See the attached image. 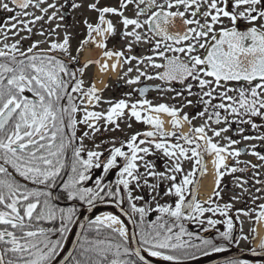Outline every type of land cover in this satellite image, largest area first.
<instances>
[{"label":"snow or ice","instance_id":"6c2138e0","mask_svg":"<svg viewBox=\"0 0 264 264\" xmlns=\"http://www.w3.org/2000/svg\"><path fill=\"white\" fill-rule=\"evenodd\" d=\"M63 7H58L55 0H0V10L13 13L0 22V264H56L70 225L78 222L77 202L89 213L97 204L111 203L128 217L134 230L130 234L120 216L112 213L94 219L85 216L87 223L80 224L74 251L60 264H151L148 258H156L161 264H186L197 253L225 251L223 244L189 231L186 223L206 224L205 232L224 224L225 230L218 235L227 244L254 239L255 225L264 223V203L257 205L258 210H236L237 220L243 216L253 224L251 236L234 237L231 211L233 202L243 200L245 195L253 203L261 199L254 193L264 188L257 187L252 193L250 187L253 181L264 185L259 178L264 154L252 145L250 154L261 163L228 166L226 157L241 155L232 147L239 141L223 136L227 143L221 145L214 138L237 124V134L243 140L264 141V133L244 135L243 127L257 130L262 126L256 118L264 121V0H117L115 5L102 4L101 0H72V9L96 14L92 20H84L87 36L80 41L73 61L79 59L86 45L100 47L105 59L100 65L102 71L108 69L107 61L115 58L113 71L127 66L124 76L137 73L126 81L128 85L139 83L142 77L159 80L161 85L155 90L173 93L172 100L180 98L179 106L153 105L143 98L149 91L147 86L133 89L142 99L131 103L124 99L103 101L94 86L85 90L83 80L55 55L57 51L70 55L71 34L65 32L61 39L52 40L60 24L47 30L41 24L40 31L34 32L37 22H52L58 14L63 20ZM129 9L131 17L125 15ZM240 22H245L246 30H238ZM33 34L44 39L24 48L23 41ZM117 36L126 43L119 51L109 50L108 39ZM141 44L148 45L146 54L126 55ZM91 63L100 62L89 61L77 71L82 74ZM127 95L131 98L132 93ZM193 96L195 101L189 99ZM77 99L80 104L75 103ZM102 103L109 104L105 111L90 110ZM187 106H203V110L190 118L183 112ZM78 112H83L80 119L76 118ZM159 114L171 118L173 131H164ZM125 117L152 130L135 132L126 140L96 142L98 134L102 137L110 131L122 132ZM204 117V122L190 127L188 133L175 131L183 123L192 125L193 120ZM213 124L227 126L211 127ZM77 125L86 129L79 137ZM126 127L131 129L132 123ZM85 140H91L94 148H87ZM104 144L112 147L102 150ZM156 152L167 158L164 171L156 170L155 163L146 159ZM206 154L214 156L215 188L201 203L195 194L196 174H204ZM186 161L191 164L187 173ZM118 164L116 180L105 184V176ZM94 169H102L104 175L95 179L94 186H86ZM250 169L255 170L251 178L235 176ZM226 174L233 175L234 188L240 191L234 190L230 201L220 204L217 200L223 199L220 186ZM162 182H167L163 193ZM144 189L155 202L154 208L143 196L134 195V191ZM164 197H175L174 203H160ZM61 200L73 206L61 207ZM125 203L127 208L123 207ZM153 212L155 219L149 220ZM217 215L224 219L213 218ZM242 225L240 221L241 232ZM257 247L264 252V237ZM260 252L252 250L253 255ZM228 264L246 262L230 260Z\"/></svg>","mask_w":264,"mask_h":264},{"label":"flooded vegetation","instance_id":"af4514ba","mask_svg":"<svg viewBox=\"0 0 264 264\" xmlns=\"http://www.w3.org/2000/svg\"><path fill=\"white\" fill-rule=\"evenodd\" d=\"M49 3L53 2V0H48ZM72 0H55V3L57 4L58 7H60L61 5H63L64 7L61 8L60 12L64 15V19L61 20L60 19V14L57 15V19L58 21L61 22V33L64 35L65 32L67 33H70L71 34V47H70V55L68 54H64V53H60L59 51H57L55 54L58 58H61L64 60V62L67 64V67L69 68L70 71L72 72H76V76H77V79H80V80H83V87L85 90H87L89 87L91 86H94V81H93V76H94V72H92V74L86 79V74H87V70H89L91 67H93L96 63H91L89 64L88 67L84 68L83 69V73L81 74L79 71H77L78 69H80L83 65H85L87 62L89 61H96V59H88L86 61H83V53H84V50L85 48L88 46L86 45L83 50L79 53V59L77 61H73L72 60V56H76L77 55V48H78V45L80 43L81 40L85 39L86 36H87V30H86V27L84 25V20L85 19H89V20H92L94 17H95V13L94 12H90V11H87L86 9H72L70 7V4H71ZM77 2H81V0H77ZM83 2L87 3V2H90V0H83ZM102 4H110V5H115L117 3V0H101ZM30 11H33V12H37V10L35 9H30ZM78 13L77 14V18L76 20H73V14ZM3 12L0 11V18H2V20H0V22H3L7 17L13 15V13H9L7 12L6 16L4 17V14H2ZM9 14V15H8ZM125 15L127 16H132L133 13L131 12V10H127L125 12ZM113 22L115 23V18H113ZM75 23V25H73ZM225 23L227 24L228 22L225 21ZM41 24H43V27L45 30L49 29L48 27V23H44L43 21L41 22H37L33 27L34 28H38V31H40L41 29ZM240 27H243V28H246V25H245V22H240L238 24V28ZM69 29H72V30H69ZM118 29H119V26H118ZM22 34V33H21ZM28 35V33H26ZM35 35V34H33ZM31 35V36H33ZM37 36V35H36ZM54 36H57V35H54ZM108 41H114V42H117V41H122L119 39V37H111L108 39ZM108 48V47H107ZM145 48H148V45H144L142 44V46H137L135 48V52L136 54L138 53V51L141 49H145ZM109 50H112V49H115L117 51L121 50V48H114V47H110L108 48ZM101 50V53L100 55H103V52H104V49H100ZM147 52V49L145 51V54ZM126 55H131V54H126ZM142 56V55H140ZM127 67V66H126ZM121 68H119V71L118 73L120 72ZM151 72H155V71H159V70H155V69H152L150 70ZM108 80H112V83L109 87V90H103L102 92H98L101 97H102V100L103 101H112V102H117L119 101L120 99H124L126 100L127 102L131 103V102H134L138 99H142V97H140L139 95V92H133V89H139V88H143V87H148L149 88V91L147 93H145V97L143 98H146L148 100H152V104L153 105H156V104H159V103H162L160 102L161 99L159 98H164L162 97L161 95H166L168 97L169 93H164V92H159V91H156L155 90V86L156 85H161V81L159 80H147V79H144L143 77L141 78V81L137 84H134V85H128L126 83V81H122L120 78L117 79V76L115 78H109ZM107 80V81H108ZM164 87H167L168 85H163ZM175 87L179 88L180 86L178 84L174 85ZM95 87V86H94ZM193 91H198V89H193ZM112 93V94H111ZM128 93H132V96L131 98L127 95ZM171 94V100H172V96H173V93H170ZM110 95V96H109ZM117 95V96H116ZM156 96V97H154ZM177 99H180V98H177ZM189 99H192L193 101H195V96L193 97H189ZM64 103H67V101H64ZM76 104H80V100L77 99L75 101ZM104 104L105 106H108L109 107V104L108 103H102ZM100 104V105H102ZM172 104H176L179 106V103L177 104L176 103V100H172ZM191 107V106H190ZM198 108H193L188 112L189 114V117L191 118L192 116H195V114L198 111ZM90 110H95V111H100V110H96V109H91ZM223 114V113H222ZM153 115V113H152ZM83 116V112H78L76 114V118L77 119H80L81 117ZM207 117H204V118H197L195 120L192 121V125H189L186 123L187 125V132H189L190 130V127L192 126H200L199 124H197V122L199 120H205ZM232 117H229V120H231ZM133 119L131 121H128V118L125 117V120L124 122L121 123V128H123V131H110V132H107L105 133L102 137L98 134L97 137H96V142L99 143L101 141V139L103 140H111L112 138H116L117 141H120V140H126L130 135H132V130L134 129L135 125L133 124ZM128 122H131L132 123V128L129 129L127 128L126 130V124ZM204 122V121H203ZM258 125H261L262 127H260L259 129L257 130H252L251 127L249 125H243V127H245L246 129V132L244 133V135H252V136H258V135H261L262 133H264V121H261L260 119L256 118V121H255ZM138 124V127L136 130H134V132H143L145 130H152L149 126L147 125H144L142 123H137ZM211 127H226L227 125H224V124H221V125H210ZM240 127V125H237V124H232L231 127H230V130L227 132V133H222V136L220 138H214V142H217L221 145H224L227 143V141L223 140V136H228V137H231L232 139H235V140H238L239 143L236 144V145H233L232 147L235 148V149H239L241 151V155L239 157H226L225 159V163L228 165V166H238V167H245V162H248V161H252V155L250 154L251 151H253L252 149V145H256V148H255V151H258L260 152L261 154H264V151L263 150H260L259 147L261 148H264V141H260V140H256V143L255 144H246L247 141L243 140L242 139V136L237 134L238 132V128ZM182 129H183V124L181 125V127L179 129H175V131H177L179 134H183L182 132ZM85 126L84 125H77V137H79L83 131H85ZM174 129L171 127V124H170V129L169 131H173ZM164 131H166L164 129ZM167 132V131H166ZM208 135H211L210 133H208ZM251 141V140H249ZM90 142V145L89 146H86L87 148H94V145L93 143L91 142V140H85V144L86 143H89ZM175 142V141H173ZM77 143H79V141H77ZM117 146H119V143H117ZM112 147L111 144H104L102 146V150H105L107 148H110ZM127 150V149H125ZM105 154L107 155V152H105ZM156 155H158V152L155 153ZM71 153L69 152L68 153V156L70 157ZM163 155L161 154V158L163 159H167L165 158L164 156L162 157ZM211 155H205L204 156V168L206 170V161L208 160V158L210 157ZM237 161H239V164H237ZM121 165L118 164L116 168L112 169L109 171V173L105 176V180H104V183L107 184V183H112L116 180L117 178V172L119 171V167ZM190 171H191V164H190ZM205 173V172H204ZM198 172L196 174V178L198 177ZM101 175H104L102 169H94L91 173V176H92V179L90 181H88L87 183L88 184H92L94 185V181L95 179L98 177V176H101ZM204 174L201 176L200 175V180L198 182V185H197V188H196V198L199 202L203 203L204 201H206L210 196H212V193L206 198V199H201L200 196H199V189H200V183L202 181V178H203ZM242 177H245V176H242ZM246 178H250V177H246ZM234 178H233V175H229V174H226L223 178H222V183H221V194H222V197L223 199L222 200H217L218 203L220 204H223V203H226V202H229L230 201V194H232V192L235 190L237 192V190L234 188V182H233ZM215 186V184H214ZM255 183L254 181L252 182L251 184V187H250V192L254 193V189H255ZM262 188V186H260ZM215 188V187H214ZM238 193V192H237ZM255 195L261 197V199H258L256 200L255 203H253V201L249 198L248 195H245L244 199L242 200V203L239 207H232V211L231 213H234L235 216H237V209H246V208H253V209H257V205H259L260 203H264V201H262L263 199V196L259 193H254ZM134 195H141L144 197L145 200H148L149 202L152 203L151 199H150V195L147 194V193H139V194H134ZM190 197V196H189ZM144 201H137V204H142ZM153 204V203H152ZM124 208H127V204L125 203L123 205ZM153 208L155 207V204L154 206H152ZM214 207V205H213ZM258 210V209H257ZM150 216H156V213H149ZM206 216H210L211 213H206L205 214ZM213 218H217V219H223L222 217H220L219 215L213 217ZM240 221H241V217H239V220L234 224V237H236V232H237V238H239L241 235H242V232L240 230ZM235 241V240H234ZM248 241V245H247V248L243 249L242 247L238 246L239 243H236L235 245V249L239 248V249H242V250H245V251H251L253 249L255 250H258L259 248L257 247L259 242L257 243V245L255 246L254 243L252 242L251 239L247 240ZM245 261V260H243ZM246 264H252V263H248L247 261H245ZM224 263H227V262H224ZM224 263H220V264H224Z\"/></svg>","mask_w":264,"mask_h":264},{"label":"rangeland","instance_id":"374dc122","mask_svg":"<svg viewBox=\"0 0 264 264\" xmlns=\"http://www.w3.org/2000/svg\"><path fill=\"white\" fill-rule=\"evenodd\" d=\"M0 11H2L3 13L2 14H4V17L7 15L6 13V11H3V10H0ZM50 12H51V10H50ZM35 14L36 15H41V13L40 12H35ZM77 14L78 13H76V14H73V20H76V18H77ZM9 15V14H8ZM0 20H2V18H0ZM55 24H56V22H52V23H50L49 24V28H53L54 26H55ZM73 25H75V23L73 24ZM61 29V28H60ZM69 30H72V29H69ZM38 31V28L36 27V28H34V32H37ZM22 34L21 35H27L25 32H21ZM62 36H63V34L62 33H60V34H58L57 36H52L51 37V39L52 40H59L60 38H62ZM9 37H10V39H9V43H11L12 42V37H11V33H9ZM18 38V37H17ZM44 38L43 37H40V36H36V35H33V36H31L30 37V39L29 40H25V41H23V47L24 48H27L29 45H30V43L32 42V41H35V40H43ZM126 43V41H117V42H114V41H107V47L108 48H110V47H114V48H121L122 49V47H123V45ZM43 45V44H42ZM41 45V46H42ZM137 46H142V44L141 45H137ZM137 46H135L134 47V50H133V52H131V53H127L126 52V54H131V55H136V56H140V55H144L145 54V51H146V49L147 48H145V49H143V50H139L138 51V53L136 54V52H135V48L137 47ZM44 47H47V45H45ZM135 62H133V64H134ZM95 66V65H94ZM94 66L93 67H91L89 70H87V74H86V79L92 74V72H94ZM152 70V69H151ZM123 71H126V66L124 67V69L122 70H120V72L117 74V79H121L122 81H126V80H128V79H130V78H132V77H134L137 73L135 72V71H133L132 73H130L128 76H124L123 75ZM111 83H112V80H108L107 81V83H106V85H105V87L102 89V90H100L99 92H102L103 90H109V87H110V85H111ZM98 93V92H97ZM112 94V93H111ZM110 96V95H109ZM117 96V95H116ZM162 97H164V98H159V99H161V101L160 102H162V103H167V104H172V100H171V94L169 93V95H168V97L166 96V95H161ZM154 97H156V96H154ZM152 101V100H151ZM176 103L178 104L179 103V99H177L176 100ZM174 105H176V104H174ZM176 106H178V105H176ZM108 108V106H105L104 104H102V105H98L97 107H95L94 109H96V110H100V111H105L106 109ZM192 109V107H190V106H187V107H184L183 108V112H185V113H188L190 110ZM201 110H203V106H200L199 108H198V111H201ZM203 121L204 120H199L198 122H197V124H199V125H201L202 123H203ZM133 124L135 125V127H134V129L131 131L132 132V134L133 133H135L134 132V130H136L137 129V127H138V124H137V122L134 120V118H133ZM186 124V123H185ZM126 130H127V127H126ZM128 131V130H127ZM210 134H211V132H209ZM256 143V140H251V141H247L246 142V144H248V145H250V144H255ZM86 146H89L90 145V142L89 143H86L85 144ZM259 149L260 150H263L264 151V148H261V147H259ZM161 154L162 153H160V152H158V155H156V154H154V155H151V156H148V157H146V159L147 160H149V161H152V162H154L155 163V165H156V170H158V171H164L165 170V164H166V161H167V159L165 160V159H163V158H161ZM163 157V156H162ZM252 161H253V163H261L255 156H252ZM144 169H143V167L141 168V171H143ZM190 171V163L189 162H185L184 163V172L185 173H187V172H189ZM253 171H255V170H249V171H247V172H245V173H240V172H237V173H235V176H245V177H252V174H253ZM259 172H260V179L261 180H264V168H261V169H259ZM181 177L180 176H178V180H177V182H179V179H180ZM150 182H152V183H154L155 181H151L150 180ZM166 185H167V182H162V184H161V193H163V191L165 190V188H166ZM260 186H262V188H264V185H258V184H255V188H257V187H260ZM215 187V186H214ZM214 189V188H213ZM237 190V192L239 193V189H236ZM139 193H147V194H149L148 193V190L147 189H144L143 191H141V190H136V191H134V194H139ZM259 194H261L262 196H263V199H262V201H264V191H262V192H260ZM230 196H232V194H230ZM150 199H151V196H150ZM174 200H175V197H171V198H168V197H164L163 199H161L160 200V203H165V202H167V203H174ZM152 201V200H151ZM152 206H154V204H155V202L154 201H152ZM241 203H242V200H240V201H234L233 202V206L234 207H239L240 205H241ZM249 208V207H248ZM247 209V208H246ZM241 221H243V225H242V228H243V232H242V235L243 234H248L249 236H251V233H250V228H252L253 227V224L252 223H250L249 221H248V218L247 217H243V216H241ZM257 225L258 224H256L255 225V227L257 228ZM263 225H264V223H263ZM252 240V242L254 243V241L256 240V234H255V238L254 239H251ZM260 241V239L258 240V242ZM257 242V243H258ZM247 245H248V241L247 240H240V242H239V245L238 246H240V247H242L243 249L245 248H247ZM222 253H225V252H222Z\"/></svg>","mask_w":264,"mask_h":264},{"label":"bare ground","instance_id":"6f19581e","mask_svg":"<svg viewBox=\"0 0 264 264\" xmlns=\"http://www.w3.org/2000/svg\"><path fill=\"white\" fill-rule=\"evenodd\" d=\"M97 43H99L98 38H97ZM100 53H101L100 47L89 44L84 50L83 59H82L83 61H86L88 59H97L100 62L99 64H95L94 66L93 81H94V86L97 91L102 90L105 87L107 80L109 78H115L119 71V67L115 71L111 69V64L114 62L115 58L109 59L107 61L109 65L108 69L102 71L100 65L105 63V59L103 56H100ZM153 115H156V114L153 113ZM159 119H161L164 122L163 127L168 132L170 129V119L171 118L167 117L164 114H159ZM182 132L183 134L187 132V125L185 123H183ZM213 159H214V156L211 155L206 161V170L202 178V181L200 183V189H199V196L201 199H206L212 193V190L214 188L215 174H214ZM106 212L120 216L113 207L106 206V207H99L96 210H94L90 216V219H94L95 216L102 215L103 213H106ZM120 218L124 222L127 228V224L125 220L121 216ZM73 231H74V226L71 228V231H69L65 239L64 247L63 249H61L60 251L61 254L60 256L57 257L56 263L63 257L64 253L68 249L71 239H72ZM263 234H264V225L263 223H259L256 228V240L254 241L255 246L257 245L258 240L261 239ZM220 256L221 255L218 253L210 254L202 258H199V259H196L190 262H186V264L206 263ZM148 259L152 263L161 264V262L157 261L156 258H148ZM244 260L247 262L253 263V264H264V256L263 257H245Z\"/></svg>","mask_w":264,"mask_h":264},{"label":"water","instance_id":"95a60500","mask_svg":"<svg viewBox=\"0 0 264 264\" xmlns=\"http://www.w3.org/2000/svg\"><path fill=\"white\" fill-rule=\"evenodd\" d=\"M238 30H246V28L240 27V28H238ZM199 180H200V174H198V177H197V185H198ZM106 206L113 207L118 212V214L125 220V222L128 226V231L131 234V232L134 230L133 225L128 222V217L122 215L120 210L117 209L113 204H111V203L97 204L96 207L93 209V211L99 207H106ZM93 211L91 213H89L86 210V207L83 208L82 212L80 213V215L77 218L78 222L74 224V231H73V235H72L70 245H69L68 249L66 250V252L64 253L63 257L56 264H60V261H62L66 256H68L70 253H72L74 251V249L76 247V242L79 239V237L77 236V233L81 232L80 224H82V223L86 224L87 222L84 220V217L87 216L90 218ZM237 235L238 234L236 232V238H237ZM256 251L260 252V249H258ZM220 255H221L220 257H218L212 261H209L206 263H201V264H220V263L228 262L230 260H244L245 257H263L264 252H260V254H258V255H253L252 250L251 251H245V250L237 248V249L226 251L225 253H221ZM151 264H156V263L151 262Z\"/></svg>","mask_w":264,"mask_h":264},{"label":"trees","instance_id":"16d2710c","mask_svg":"<svg viewBox=\"0 0 264 264\" xmlns=\"http://www.w3.org/2000/svg\"><path fill=\"white\" fill-rule=\"evenodd\" d=\"M30 95V94H29ZM86 186H94L92 184H88L86 182ZM58 191V190H57ZM59 203V206L61 207H71L73 206L72 202L70 201H65V200H61V201H58ZM75 207L79 210V213L82 211V209L84 208V206H81V204L79 202H77L75 204ZM231 217L233 218V221H234V224L238 221L236 219V216L234 215V213H231ZM149 220H154L155 219V216H150L148 217ZM217 219V218H215ZM224 219V218H223ZM46 226H52V225H46ZM58 226V225H57ZM72 225H70L71 227ZM186 227L189 231L193 232L194 234H198L201 238H204V239H213L217 244H223L224 247H225V251L226 250H229V249H233L235 248V245H236V242L233 241L232 244H227L226 242L222 241L220 238H219V235L218 233L219 232H222L225 230V225L224 224H219V225H216L214 228H210L208 231H204L203 230V227H207V225L205 224L203 227L195 224V223H186ZM233 235H234V230H233ZM67 236V234H66ZM186 239V237H185ZM64 243V242H63ZM209 253H213V252H210ZM200 256H203L202 253H197L196 255V258L200 257ZM195 258V259H196ZM224 264H228L227 263H224Z\"/></svg>","mask_w":264,"mask_h":264}]
</instances>
